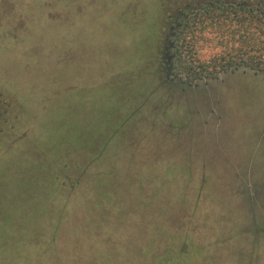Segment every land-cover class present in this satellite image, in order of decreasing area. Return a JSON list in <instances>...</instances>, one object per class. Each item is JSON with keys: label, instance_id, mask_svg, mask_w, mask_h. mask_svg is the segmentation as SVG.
<instances>
[{"label": "rangeland", "instance_id": "1", "mask_svg": "<svg viewBox=\"0 0 264 264\" xmlns=\"http://www.w3.org/2000/svg\"><path fill=\"white\" fill-rule=\"evenodd\" d=\"M211 1L0 0V264H264L262 75L163 67Z\"/></svg>", "mask_w": 264, "mask_h": 264}, {"label": "trees", "instance_id": "2", "mask_svg": "<svg viewBox=\"0 0 264 264\" xmlns=\"http://www.w3.org/2000/svg\"><path fill=\"white\" fill-rule=\"evenodd\" d=\"M177 32L175 66L191 78L245 69L264 80V9L207 6L194 11Z\"/></svg>", "mask_w": 264, "mask_h": 264}, {"label": "flooded vegetation", "instance_id": "3", "mask_svg": "<svg viewBox=\"0 0 264 264\" xmlns=\"http://www.w3.org/2000/svg\"><path fill=\"white\" fill-rule=\"evenodd\" d=\"M230 6V5H233V6H248L249 7V4L246 3V1H243V2H232V1H227V0H218V1H215V0H212L211 2H207L206 4L204 5H200V10H202L204 7H217V6ZM199 10V11H200ZM194 7L193 6H190L186 9H184L183 11L180 12V15L178 16V20L177 22L175 23V26L172 27L171 29V32L169 33L168 37H167V41L165 43V52H164V56H163V61H164V70L166 71V74H167V77H168V81L171 83V82H175L176 80L174 79L176 77V74H177V71H180L179 68L177 67L176 68V63L174 62L175 61V56L173 55V47H174V44H173V40L172 39H175L177 37V34H178V29L180 27V24L184 21H186L187 19L190 18L191 15L194 14ZM247 71H250V70H247ZM253 72V71H252Z\"/></svg>", "mask_w": 264, "mask_h": 264}]
</instances>
